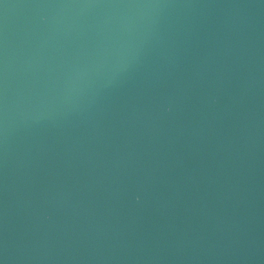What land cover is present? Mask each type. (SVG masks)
Returning a JSON list of instances; mask_svg holds the SVG:
<instances>
[{"label": "water", "instance_id": "95a60500", "mask_svg": "<svg viewBox=\"0 0 264 264\" xmlns=\"http://www.w3.org/2000/svg\"><path fill=\"white\" fill-rule=\"evenodd\" d=\"M0 264H264V0H0Z\"/></svg>", "mask_w": 264, "mask_h": 264}]
</instances>
